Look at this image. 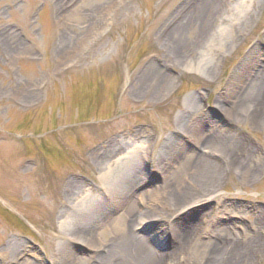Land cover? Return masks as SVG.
Wrapping results in <instances>:
<instances>
[{"label": "rangeland", "instance_id": "1", "mask_svg": "<svg viewBox=\"0 0 264 264\" xmlns=\"http://www.w3.org/2000/svg\"><path fill=\"white\" fill-rule=\"evenodd\" d=\"M199 1L0 0V264H116L101 262L114 231L99 230L98 216L130 217L112 198L137 169L131 234L152 264H209L250 238L258 244L243 264H264V95L257 108L242 102L244 88L264 85V0H217L208 20L186 14ZM180 18L191 21L178 32ZM152 67L168 78L160 90ZM236 109L263 121H232ZM190 133L225 141L212 153ZM136 145L120 180L102 186L106 163ZM228 150L262 170L225 169ZM193 153L222 176L204 197L180 173L195 202L175 210L166 177ZM88 190L92 202L74 209ZM76 227L93 243L72 240ZM185 232L192 240L177 251Z\"/></svg>", "mask_w": 264, "mask_h": 264}, {"label": "bare ground", "instance_id": "2", "mask_svg": "<svg viewBox=\"0 0 264 264\" xmlns=\"http://www.w3.org/2000/svg\"><path fill=\"white\" fill-rule=\"evenodd\" d=\"M216 4L217 0H201L197 2L195 6L190 8L189 11L186 12V14L189 15L191 13L190 16L200 15L203 19L208 20V17L211 15V13H213ZM181 19L182 18H180V21L176 24V31L178 32L185 26L186 22L191 21V19H186L185 21ZM182 47L174 46L171 53L173 55H178ZM189 70H196L197 72L201 73V69H199V66H193V64L191 65V68H189ZM153 74H156V77L159 78L157 87L158 90H160L163 86L166 85L168 78L166 77V75L157 72V70L152 67L148 71V75ZM244 89L245 92L249 90L252 92L246 96L245 94H243L242 102H250L253 108H257L259 103L261 102V97H263L264 95V85L260 84L256 88L247 89L246 87ZM237 110L238 109L232 111L233 113H230V115L227 114V116H230V119L232 121H236L237 119L241 118H248L252 122V124L263 121L262 117H260L256 113V111L252 112L249 115H244L238 113ZM223 111L225 112V110ZM177 131V134L180 133L179 129ZM190 134V138L200 140L203 141V143L208 144V148L212 153L218 152L219 148L222 149L223 142L225 141L224 137H219L217 141L212 140V138H210L212 137V134H206L205 136H196V133ZM175 145L176 143L173 142L171 145L167 146V149L170 151ZM140 147V145H136L133 149L127 152V155H120L116 159L108 161L106 163L99 175L102 186L110 188V186H113L117 181L120 180L118 175L119 170H121V167L124 166L129 155H131L134 150ZM227 152L230 158V162L227 161L225 164L223 163L225 169H230V166L235 167L242 176H245L247 178H251L257 172H260L262 170V166L260 163L251 165L248 158H244L241 155L236 156V153L232 150H228ZM211 159L212 157L201 156L200 154L193 153L189 156V158H186L178 165V168L176 169L177 175L173 176L172 178L166 177L167 187L165 188V191L168 192V198L172 208H174L175 210H181L184 207L189 206L195 202L194 199L187 200L188 197L191 196V194H188L186 189H182L183 182L179 176L180 173L182 174L184 172L186 173L187 171H190V181L192 180V178H195V181L199 183V190L198 192H196L198 194L200 193V196L203 195L204 197H209L217 190L218 182L222 176L221 169L219 163ZM139 171L140 170L137 169L129 174L130 177L127 178L125 183L126 191L123 193V195H120L119 197L114 196L112 198L113 209L119 211L121 207H124L130 217L123 218V216H121L118 219H112L110 217L112 212H109L108 215L99 214L98 216L99 220L101 221V224H99V226L101 225V228H98L99 230H106L107 226H109L114 231L110 244H108L107 247L102 250V253L100 255V257H102L101 262H114L115 259H117L119 261H117L116 264H152V256L147 253V251L139 243H137L136 240H134L136 238H134V236H132L131 234V217L140 212L137 208L138 201H136L137 197L139 196L137 194V190L140 185ZM173 178V181L175 183L171 186L169 182H171ZM76 181L77 180L72 177L67 178L66 190L69 195H74L77 192ZM93 198L94 195L92 194L91 190H88L85 193H80L78 201L76 203L72 202L74 204V209L80 210L81 207H87V204L89 205L92 202ZM67 220L68 218L66 219V221ZM138 221L139 225L144 223L142 219H139ZM262 225L264 226V218L259 217L258 226ZM184 234L185 235H177L176 237V240L179 241L177 251L184 250L192 240L190 234L186 235V232ZM86 235L87 234H85V232L81 231L80 227H76L70 237L72 240H76L86 245L88 242L93 243V240ZM256 244H258L256 238H250L246 243L239 242L237 246L230 249V251H228L227 253L229 257H219L216 255V252L215 256H211V254H209V264H243L251 251L255 248ZM224 253H226V251H224Z\"/></svg>", "mask_w": 264, "mask_h": 264}]
</instances>
